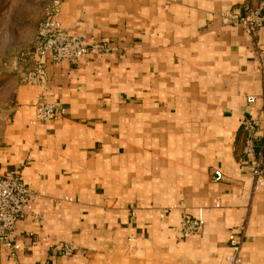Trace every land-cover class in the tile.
Returning <instances> with one entry per match:
<instances>
[{
    "label": "crops",
    "instance_id": "crops-1",
    "mask_svg": "<svg viewBox=\"0 0 264 264\" xmlns=\"http://www.w3.org/2000/svg\"><path fill=\"white\" fill-rule=\"evenodd\" d=\"M258 1L61 0L62 28L109 49L47 63L45 87L16 78L0 176L34 198L0 264H229L239 227L240 264H264V188L240 126L264 114V25L250 37L222 19ZM39 97L56 116L33 124ZM185 216L202 219L198 235H180ZM63 243L80 250L64 257Z\"/></svg>",
    "mask_w": 264,
    "mask_h": 264
},
{
    "label": "built area",
    "instance_id": "built-area-1",
    "mask_svg": "<svg viewBox=\"0 0 264 264\" xmlns=\"http://www.w3.org/2000/svg\"><path fill=\"white\" fill-rule=\"evenodd\" d=\"M61 0H49L44 7L43 16L37 23L35 34L26 48L16 52L15 74L24 85L45 87L47 63L51 65H77L79 61L91 52H105L109 49L106 43L86 44L80 35L73 34L62 28L60 20ZM222 19L232 26L240 27L242 31L254 37L264 25V0H259L256 7L244 4L239 13L223 15ZM255 42L256 57L260 64V80L264 84V52ZM264 95V88L262 91ZM254 97L246 98L247 104H253ZM56 116L55 104L42 97L37 98L35 117L32 123L51 121ZM241 129L245 134L243 154L250 166L252 189L264 188V114L261 111L255 118H245L241 121ZM223 178L220 171H213L211 179L219 182ZM34 198L33 193L21 181L17 173H6L0 176V243L8 256L16 259L20 245L14 237L17 223L30 210ZM65 201H72L64 198ZM203 221L200 218L183 217L178 231L184 238L198 235L202 230ZM242 228L228 233L227 246L229 254L226 261L229 264L241 263ZM80 250L78 245L63 243L56 251L64 257H72Z\"/></svg>",
    "mask_w": 264,
    "mask_h": 264
},
{
    "label": "rangeland",
    "instance_id": "rangeland-1",
    "mask_svg": "<svg viewBox=\"0 0 264 264\" xmlns=\"http://www.w3.org/2000/svg\"><path fill=\"white\" fill-rule=\"evenodd\" d=\"M48 1L0 0V136L18 85L16 52L30 44Z\"/></svg>",
    "mask_w": 264,
    "mask_h": 264
}]
</instances>
